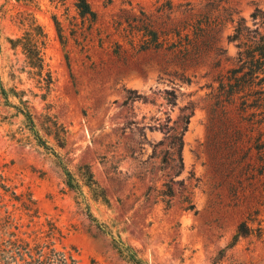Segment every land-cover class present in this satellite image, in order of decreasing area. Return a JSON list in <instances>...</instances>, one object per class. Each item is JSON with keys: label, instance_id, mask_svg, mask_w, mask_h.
<instances>
[{"label": "rangeland", "instance_id": "374dc122", "mask_svg": "<svg viewBox=\"0 0 264 264\" xmlns=\"http://www.w3.org/2000/svg\"><path fill=\"white\" fill-rule=\"evenodd\" d=\"M87 1L95 18L78 0H0V264L53 233L77 264H134L126 248L144 264H264V82L226 85L233 35L264 33V0ZM29 13L50 90L10 42Z\"/></svg>", "mask_w": 264, "mask_h": 264}, {"label": "trees", "instance_id": "16d2710c", "mask_svg": "<svg viewBox=\"0 0 264 264\" xmlns=\"http://www.w3.org/2000/svg\"><path fill=\"white\" fill-rule=\"evenodd\" d=\"M77 7L81 15H91L93 18L96 17L95 11L92 9L87 0H78ZM27 16V30L17 39H10V42L14 47L20 46L22 48L26 62L33 69V73L38 76L40 83H45V86L43 87L50 90L53 84V77L50 70L46 69L43 52L46 47V33L42 25L37 23L33 14L29 13ZM252 16L255 19L262 18L264 16V11L257 9ZM236 30L237 32L233 35V39L238 40L244 38L243 36L245 35V40L239 43L240 51L238 61L242 63L239 68L233 69L232 75L226 83L229 87V93L233 96L246 91L253 84L259 85L264 82V33L257 30L258 35L248 37L246 36V33L244 34L243 27H237ZM258 77H261V80L257 83H253ZM1 91L7 97V92L3 86H1ZM27 116L30 118V115ZM176 155H178L179 160L182 162L181 147L179 151H176ZM80 170H85L83 178L85 180V184L91 192L97 198L102 192V195L100 196H103V198L107 201L104 188L96 180L91 166L89 164H84L80 166ZM66 174L68 176L71 175L69 171H67ZM67 184L71 188H75L77 186L70 181V179L67 180ZM165 187L163 195L165 197L172 198L174 195V189L171 182L166 183ZM55 229L57 230L56 227ZM249 233L250 227L247 222L243 221L237 229L232 245H234L240 237H245ZM59 234L61 233L46 235L48 241L45 242L47 243L45 247L39 245V242H41L44 238H40L41 235L35 234V238L32 241L21 237L19 240L20 246L15 253L16 259L19 260V264H77V261L73 257L72 253L66 250H59L57 248V240L60 239L58 237ZM31 242H35L37 244L35 246H31ZM126 250H128L127 256L134 264H144V262H142L130 248H126Z\"/></svg>", "mask_w": 264, "mask_h": 264}]
</instances>
